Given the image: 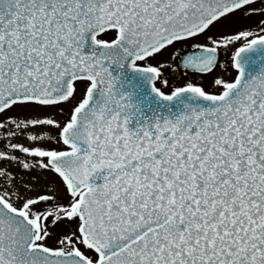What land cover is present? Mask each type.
I'll list each match as a JSON object with an SVG mask.
<instances>
[{
  "label": "snow or ice",
  "instance_id": "snow-or-ice-1",
  "mask_svg": "<svg viewBox=\"0 0 264 264\" xmlns=\"http://www.w3.org/2000/svg\"><path fill=\"white\" fill-rule=\"evenodd\" d=\"M0 264H264V0H0Z\"/></svg>",
  "mask_w": 264,
  "mask_h": 264
},
{
  "label": "flooded vegetation",
  "instance_id": "flooded-vegetation-1",
  "mask_svg": "<svg viewBox=\"0 0 264 264\" xmlns=\"http://www.w3.org/2000/svg\"><path fill=\"white\" fill-rule=\"evenodd\" d=\"M165 75H166V77L172 79L174 82L175 81L183 82L184 79H187V77L184 76L182 68L181 69H173L171 71H166Z\"/></svg>",
  "mask_w": 264,
  "mask_h": 264
}]
</instances>
